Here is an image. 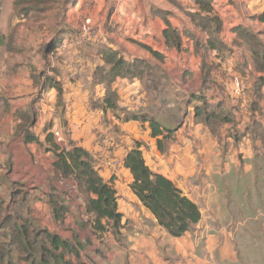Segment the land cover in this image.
Segmentation results:
<instances>
[{
  "label": "crops",
  "instance_id": "1",
  "mask_svg": "<svg viewBox=\"0 0 264 264\" xmlns=\"http://www.w3.org/2000/svg\"><path fill=\"white\" fill-rule=\"evenodd\" d=\"M13 9L0 32V246L8 245L17 222L8 200L15 189L22 193V219L71 245L64 258L75 264H228L224 256L240 247L239 237L255 236L258 246L261 236L264 246V71L249 40L264 44V0H212L207 16L219 20L217 31L191 20L194 0H75L64 9L65 37L49 55L42 46L55 22L35 25ZM86 18L96 32L87 39L79 34ZM167 26L181 34L180 50L167 48ZM92 45L127 63L145 61L153 73L97 79V70L104 77L109 66ZM108 92L116 95V110L101 106ZM202 106L222 120L197 117ZM125 115L153 119L162 134L152 137L147 121H125ZM136 142L150 170L199 208V222L179 238L130 189L123 161ZM54 145L83 148L99 176L113 180L122 214L117 234L104 220L105 229L95 228L74 181L54 169ZM6 249L16 262L18 253Z\"/></svg>",
  "mask_w": 264,
  "mask_h": 264
},
{
  "label": "trees",
  "instance_id": "2",
  "mask_svg": "<svg viewBox=\"0 0 264 264\" xmlns=\"http://www.w3.org/2000/svg\"><path fill=\"white\" fill-rule=\"evenodd\" d=\"M70 2L71 0H62L60 9H57L55 30L42 46L45 55H49L62 43V35L65 32L60 26L63 23L64 9ZM194 2L197 5V11L190 14L191 20L198 22V25L202 26L203 29L212 25L214 31L219 30L220 22L216 16H207L211 14L212 0H194ZM58 3L57 0H15L14 8L19 19L37 25L42 22L50 10H53L51 7ZM183 34L188 35V33ZM163 38L167 48L181 49V34L177 30L167 26L163 31ZM12 39L13 36L9 37L11 42ZM249 40L256 45V50L253 51L256 66L258 70L264 71V44L254 36L249 37ZM208 44L211 47L215 45L212 39H208ZM90 47L101 55L104 63L109 66L104 77L103 70H97V79H103L110 83L117 77L141 79V77L153 73V69L145 61L136 60L127 63L112 49L96 45ZM153 55L158 57L156 53ZM34 78L36 79L35 76H33ZM53 85L60 99V85L56 82ZM101 106L116 110L115 93L108 92L102 100ZM195 113L197 117L205 121L222 120L214 110L204 106L197 108ZM124 120L147 121L152 137L162 134L160 126L153 119L125 115ZM26 122L30 125L33 124V116L28 117ZM31 140L38 143L35 138H31ZM52 148L56 158L53 164L55 171L63 178L70 177L74 181L79 193L83 196L87 211L94 217L95 228L97 230L105 229L101 223L104 220L111 225L113 233L117 234L122 214L118 211L117 193L113 180L105 181L99 176L92 157L83 148L74 145H71L69 149H59L56 145ZM123 165L132 176L131 191L142 206L153 215L157 224L165 229L169 235L179 238L199 222L201 215L197 205L189 200L171 180L154 173L146 165L141 151V143H135V146L124 157ZM21 194L20 190L15 189L12 194L8 195V200L14 206L13 213L17 222H14L10 227L8 245L0 246V260L6 259L7 264H50L51 261L54 264H75L64 258L66 253L73 251L71 245L47 231L39 229L31 220L22 219L21 212L24 208ZM4 202L5 199L0 194V212L3 210ZM7 247L18 253L16 262L12 261Z\"/></svg>",
  "mask_w": 264,
  "mask_h": 264
},
{
  "label": "rangeland",
  "instance_id": "3",
  "mask_svg": "<svg viewBox=\"0 0 264 264\" xmlns=\"http://www.w3.org/2000/svg\"><path fill=\"white\" fill-rule=\"evenodd\" d=\"M73 1L75 0H71V2L68 3L67 7L72 6ZM14 2L15 0H0V32L2 29H4L5 25H9L10 19H13L12 10L14 11L13 9ZM57 2L59 3L51 7L53 10H50L46 14L45 18L42 20L45 21V25L52 26L54 25V22H56L57 9H60V4L62 0H57ZM80 26L81 23L79 24V34L81 33ZM74 36L75 38H77V35L74 34ZM64 37L65 36H63L62 38ZM240 239H243L240 242L241 243L240 247L239 248L237 247V250L231 249L228 252V254L224 256L228 264H264V246L262 247L261 236L258 237V240L260 239V245L258 246L255 245V241H257L255 240V236L253 237L243 236V237H239V240ZM238 250L241 253V255H239V259H240L239 262H238ZM257 253L260 255V257H257ZM243 254H245V256Z\"/></svg>",
  "mask_w": 264,
  "mask_h": 264
},
{
  "label": "built area",
  "instance_id": "4",
  "mask_svg": "<svg viewBox=\"0 0 264 264\" xmlns=\"http://www.w3.org/2000/svg\"><path fill=\"white\" fill-rule=\"evenodd\" d=\"M80 31H81V33H80L81 37L85 38V39L92 38L96 34V32L93 29L91 20L88 19V18H86V19H84L82 21L81 26H80ZM235 84H236L237 91H240V89H241L240 81L237 80L235 82ZM54 137H55V139H56L58 144H63L64 143L63 139L59 136L58 133H54Z\"/></svg>",
  "mask_w": 264,
  "mask_h": 264
}]
</instances>
